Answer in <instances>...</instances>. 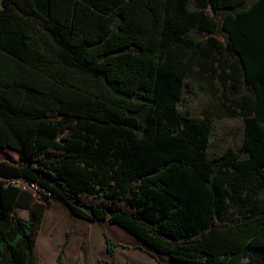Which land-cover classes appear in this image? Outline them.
<instances>
[{
    "label": "trees",
    "instance_id": "1",
    "mask_svg": "<svg viewBox=\"0 0 264 264\" xmlns=\"http://www.w3.org/2000/svg\"><path fill=\"white\" fill-rule=\"evenodd\" d=\"M0 148V264L55 200L159 264H264V0H0Z\"/></svg>",
    "mask_w": 264,
    "mask_h": 264
},
{
    "label": "rangeland",
    "instance_id": "2",
    "mask_svg": "<svg viewBox=\"0 0 264 264\" xmlns=\"http://www.w3.org/2000/svg\"><path fill=\"white\" fill-rule=\"evenodd\" d=\"M238 126L239 124L235 122L233 126L235 131L238 129ZM2 159L17 162L19 157L18 153L10 148H0V160ZM63 204L62 201L55 200L53 208H50L45 216V221L37 240V251L41 255H39L40 261L44 263L52 261L58 263V256L63 249L61 262L58 264H62V262L65 264H76L77 261H83L84 264H106L104 244L105 242L107 244V240L104 233L110 235L113 241L124 244L128 243L129 240L120 235L121 231L124 232V234H130L124 231L125 229L115 228L117 226H107V232L105 231L103 233V238V234L101 233L102 227L99 224L92 223L91 227H86L84 223L77 221L76 217H73L67 208L63 207ZM17 214L21 217H26L27 211L18 209ZM96 231L98 233H96ZM85 234L91 236L93 234V236L95 235V239L89 240L86 243L85 239H81ZM101 236L103 244L101 240H97L98 238L101 239ZM76 250L77 252H75ZM45 251L46 255L44 254L43 257V252L45 253ZM127 255L130 254L117 253V255H115L116 261L112 260L110 264H125V260L128 257ZM131 257H133V255H131ZM162 259L165 261L168 260V258L164 256H162Z\"/></svg>",
    "mask_w": 264,
    "mask_h": 264
},
{
    "label": "crops",
    "instance_id": "3",
    "mask_svg": "<svg viewBox=\"0 0 264 264\" xmlns=\"http://www.w3.org/2000/svg\"><path fill=\"white\" fill-rule=\"evenodd\" d=\"M54 203H55V201H53V205H52L51 208H53ZM63 207H66L67 210L70 212V214L73 215L71 213L70 209L67 207L66 204H63ZM49 210H47L46 213H45V215H44L42 225H43V223L45 221V216L47 215V213H48ZM73 217H76L77 221L84 223L86 225V227H88V226L91 227L92 223L99 224L102 227V231H101L102 234L106 231V227L107 226L108 227L109 226H113V227L117 226L115 228H119V229L121 228V229L124 230L123 227H121V226H119L117 224H111L109 222H102V223H100V222L89 221L87 219L78 217L76 215H73ZM41 228H42V226H41ZM124 231H127V230L125 229ZM96 233H98V232L96 231ZM128 233H130V232H128ZM120 235L121 236H124L129 241H128L127 244L119 243V242L114 241L115 243H118V245L114 247L113 255H110V253L108 252L107 244L105 242V244H104V249H105L104 257H105V263L106 264H110V262H112V260L116 261V259H115L116 256L115 255H117V253H119V254H121V253H126V254L129 253L130 254V255H127L128 257L125 260V264H159L157 262V260L153 256H151L150 254H148L144 249H141L140 248V247H144V243L140 239H138L136 236H134L131 233L130 234H124V232H122V231H121ZM108 236L110 237V235H108ZM103 238H104V234H103ZM81 239H85V241L87 243L89 240L95 239V235L93 236V234H92V236H91V235H88V234L86 235L85 234L84 236H82ZM37 240H38V237H37ZM37 240H36V245H35V254H36V257H37V264H43L44 262L43 261H40V256L41 255L37 251ZM97 240H101V243L103 244L102 236H101V239L98 238ZM75 252H77V250ZM44 254L46 255V251H45V253L43 252V257H44ZM131 255H133V257H131ZM165 262H167L169 264H184V263H180V262H174L171 259H168ZM44 264H58V263H55L54 261H52V262L44 263ZM62 264H65V263L62 262ZM76 264H84V262L83 261H77Z\"/></svg>",
    "mask_w": 264,
    "mask_h": 264
},
{
    "label": "water",
    "instance_id": "4",
    "mask_svg": "<svg viewBox=\"0 0 264 264\" xmlns=\"http://www.w3.org/2000/svg\"><path fill=\"white\" fill-rule=\"evenodd\" d=\"M84 209L87 210V211L89 210L88 207H84ZM173 261H174V262H177V261H175V260H173Z\"/></svg>",
    "mask_w": 264,
    "mask_h": 264
}]
</instances>
